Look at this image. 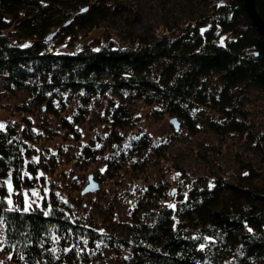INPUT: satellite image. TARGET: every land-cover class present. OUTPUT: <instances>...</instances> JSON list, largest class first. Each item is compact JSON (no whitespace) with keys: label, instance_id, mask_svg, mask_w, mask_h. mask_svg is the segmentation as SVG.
<instances>
[{"label":"trees","instance_id":"trees-1","mask_svg":"<svg viewBox=\"0 0 264 264\" xmlns=\"http://www.w3.org/2000/svg\"><path fill=\"white\" fill-rule=\"evenodd\" d=\"M255 4L264 20V0ZM122 6L114 0H0V86L26 88L48 106L52 99L74 92L89 99L92 93L126 89L149 101H162L191 128V111L197 104L212 99L229 110L234 104L230 89L249 82L264 87L263 35L245 0L221 4L212 26L203 32L195 28L193 34L172 38L134 31L128 45L110 41L71 51L50 48L53 39H71L79 29L97 26ZM215 28L233 36L219 41ZM217 79L220 84L215 85ZM127 114L122 102L116 104L114 129ZM231 122L244 129L235 115ZM4 126L0 130L4 249L18 264H85L78 254L83 244L93 246L105 237L93 225L72 217L58 193L52 191L42 206L28 211L6 206L9 191L4 179L17 188L31 185L38 165L24 158V153L32 152L25 141L31 138L26 129L14 123ZM150 187L152 193L157 190L152 218L115 237L132 250L129 264H264L261 183L245 175L235 182L217 176L211 184H193L187 194H180L176 208L159 207L163 188L153 183Z\"/></svg>","mask_w":264,"mask_h":264},{"label":"rangeland","instance_id":"rangeland-1","mask_svg":"<svg viewBox=\"0 0 264 264\" xmlns=\"http://www.w3.org/2000/svg\"><path fill=\"white\" fill-rule=\"evenodd\" d=\"M114 1L123 6L110 11L97 26L79 29L71 39H53L50 48L71 51L110 41L128 45L134 31L152 37L166 33L172 38L193 34L195 28L203 32L228 0ZM214 31L219 41L233 36ZM230 93L234 104L229 110L212 99L194 106L191 128L162 101H149L126 89L92 93L89 99L74 92L52 99L48 106L26 88L1 85L0 124L26 129L31 138L25 141L32 152L24 153V158L38 165L33 184L17 188L12 183L6 206H42L44 197L55 191L72 217L93 225L105 237L93 246L84 245V239L78 254L85 264H129L132 250L115 237L126 234L136 222L152 218L157 190L152 193L150 183L163 188L159 207L173 208L178 196L187 194L193 184H211L217 176L235 182L248 173L245 176L264 186V87L249 82ZM120 102L128 114L114 129L111 119ZM234 115L243 130L234 127ZM174 116L179 126L172 121ZM90 173L99 187L82 192ZM4 242L0 220V264H18L4 249Z\"/></svg>","mask_w":264,"mask_h":264},{"label":"water","instance_id":"water-1","mask_svg":"<svg viewBox=\"0 0 264 264\" xmlns=\"http://www.w3.org/2000/svg\"><path fill=\"white\" fill-rule=\"evenodd\" d=\"M246 8L253 20L254 25L256 26L257 30L263 35V41H264V20L259 15L257 9L255 0H245ZM172 121H174L175 126H179L180 121L176 116L172 117ZM99 187V183L96 179L93 178V174H89V182L84 186L82 189V192H86L88 190H94Z\"/></svg>","mask_w":264,"mask_h":264},{"label":"snow or ice","instance_id":"snow-or-ice-1","mask_svg":"<svg viewBox=\"0 0 264 264\" xmlns=\"http://www.w3.org/2000/svg\"><path fill=\"white\" fill-rule=\"evenodd\" d=\"M28 45H25V47H27ZM96 51H99V49H96ZM4 125L0 124V130L4 129ZM97 147H99V145H97ZM27 175V174H26ZM179 175V174H177ZM244 175H248V173H244ZM7 184V189L9 191V193H11L13 191V187H12V182L11 179H9L8 181H6ZM7 203L11 206L13 204V201L11 199V197L8 198ZM170 207H175V205H169ZM10 211H14L15 209H12L11 207L9 208ZM25 211H28V208H25ZM47 215V213H45ZM249 232L252 231L251 228L248 229ZM202 248L204 247L203 245L201 246ZM65 251H70V249H66Z\"/></svg>","mask_w":264,"mask_h":264}]
</instances>
